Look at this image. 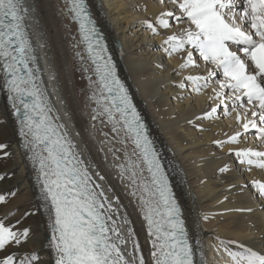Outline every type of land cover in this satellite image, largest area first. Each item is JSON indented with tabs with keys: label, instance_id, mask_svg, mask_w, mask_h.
I'll list each match as a JSON object with an SVG mask.
<instances>
[{
	"label": "snow or ice",
	"instance_id": "1",
	"mask_svg": "<svg viewBox=\"0 0 264 264\" xmlns=\"http://www.w3.org/2000/svg\"><path fill=\"white\" fill-rule=\"evenodd\" d=\"M170 2L173 9L162 11L155 23L169 29V21L175 20L187 23L188 27L179 34L168 35L161 45L163 51L169 57L185 54L180 70L199 68L201 58L211 65L206 75L188 74L176 82L181 90L191 85V92L196 94L211 88L208 110L187 123L204 131V121L217 119L221 112L225 116L235 112L242 131L213 143L223 148L237 144L242 137L255 135L264 145V0ZM64 3L66 14L79 24L81 40L74 47L84 44L87 60L91 61V65L84 63L85 56L77 50L75 56L82 62L80 70L95 76L87 77L91 89L88 101L95 105L91 107V121L101 125L98 131L103 139L99 151L105 153V161L111 156L109 167L124 186L130 203L142 215L147 232L145 243L150 248L145 255L119 195L111 186L105 187L106 176L100 166L85 158L87 144L82 142L81 148L73 140L50 99L38 56V49L47 45L40 43L34 47L27 23L38 13L35 0H0L2 86L12 102L20 146L36 173L50 230L43 247L50 250L51 264H208L199 231L193 232L189 227L147 127L118 77L116 65L107 56L88 4L85 0ZM160 3L167 7L169 0ZM144 23L159 34L153 22ZM49 79H56L54 72ZM65 116L71 119L69 112ZM91 127L96 129V124ZM6 148V144H0V151ZM229 152H234L239 164L248 169H264V151L245 147L230 148ZM3 154L8 155L6 151ZM219 171L229 172L230 166L225 164ZM252 184L264 200V183ZM236 187L243 191L247 185L230 186ZM10 195L14 197L16 193ZM0 203H6L5 195L0 194ZM33 214L23 213L14 223L9 219L11 212L0 217V264H46L38 250L20 257L12 251L33 238L31 226L22 225L24 216ZM202 218L207 220L208 216ZM196 228L199 229L198 223ZM218 247L223 248L231 264H264V253L242 242L219 239Z\"/></svg>",
	"mask_w": 264,
	"mask_h": 264
},
{
	"label": "bare ground",
	"instance_id": "2",
	"mask_svg": "<svg viewBox=\"0 0 264 264\" xmlns=\"http://www.w3.org/2000/svg\"><path fill=\"white\" fill-rule=\"evenodd\" d=\"M35 3L38 13L35 17H30L27 23L34 47L40 43L47 45L46 48L38 49V56L42 79L50 99L62 122L68 126L73 140L81 148L82 142L87 144L85 158H91L100 166L106 176L105 187L111 186L119 195L133 222L132 227L138 234L143 252L147 255L150 245L145 243L147 232L142 215L130 203L124 186L109 167L112 163L111 156L105 161V153L99 151L103 137L98 131L100 123L90 119L91 107L95 105H90L88 101V75L80 70L81 61L73 52L72 41L77 37L75 23L66 14L67 10L63 9L65 3L61 0H35ZM86 3L102 29L116 67L169 168L173 189L189 227L193 232L199 231L208 264H213V260L216 262V258L218 264H231L223 248L218 247L219 239L236 240L264 253V200L258 197L252 184L253 181L264 183V169L255 166L248 169L239 164L234 152H229L230 148L245 147L264 151V145L259 140H254L256 146H253L250 144L251 140L247 141L245 137L237 144H229L223 148L213 143L217 139L226 140L227 136L238 130L242 131L235 120V112L225 120L218 117L204 121V131L187 123L189 119L208 110L210 101L207 95L211 88L197 96L191 90L179 89L176 82L188 74L206 75L211 65H206L199 59V68L180 70L179 65L183 63L185 54L181 52L174 53L171 57L163 56L161 47L168 35L179 34L181 29L188 27L187 24L177 22L175 28L171 26L163 29L155 23L162 11L171 10L173 5L170 2L167 4L170 8L159 6L152 0H86ZM131 7L143 10L144 16L137 15ZM36 20L39 21L38 24ZM133 20L144 27H139L143 31L135 36L126 33L128 23ZM145 21L153 22L159 34L151 31L147 35L151 29H145ZM141 34L143 39L139 38ZM77 49H80V45ZM195 55L198 57V53ZM53 72L56 79L50 80L49 75ZM2 80L3 73L0 70V81ZM212 83L215 86V81ZM178 95L184 98L177 99ZM11 105L12 102L5 98L0 84V144L7 145L6 149L0 151V194L6 197V203H0V217L11 212L9 219L14 223L21 214L34 213L22 219L23 226H31L33 238L22 248L14 247L12 251L20 257L38 250L40 258L46 264H51L50 250L43 247L50 237L48 218L40 199L35 170L31 162L26 160L25 150L20 146L19 126L16 117L12 115ZM65 112L71 114L70 120ZM93 123L96 124V129L91 127ZM104 130L108 131L107 128ZM76 133L80 135L77 136ZM4 151L8 153L7 156L3 154ZM225 164L230 166V171L221 173L219 168ZM233 184L247 187L243 191L239 187L230 188ZM13 192L16 193L14 197L10 195ZM248 208L253 211H236ZM203 215H207L208 219L204 220ZM199 222L201 227L199 225L197 229ZM213 248L215 254L224 255L227 260H219L218 257L210 259Z\"/></svg>",
	"mask_w": 264,
	"mask_h": 264
},
{
	"label": "rangeland",
	"instance_id": "3",
	"mask_svg": "<svg viewBox=\"0 0 264 264\" xmlns=\"http://www.w3.org/2000/svg\"><path fill=\"white\" fill-rule=\"evenodd\" d=\"M153 2H156V4H159V6H161L162 4L160 3V0H152ZM169 2H170V0H169ZM171 3V2H170ZM170 3H168V4H170ZM172 5V4H171ZM171 6H169V7H167V8H170ZM131 9H132V11L133 12H135L137 15H140V17H143L144 16V13H143V10H140L138 7H136V8H134V7H131ZM171 10L173 9V7L172 8H170ZM167 10H169V9H167ZM139 11H141V13L139 12ZM176 15H179V12H176ZM170 22V25L172 26L171 28H175V26H176V24H177V21H175V20H170L169 21ZM179 23V22H178ZM187 24V23H186ZM178 25V24H177ZM188 26V25H187ZM139 27H141L140 25H138V21L137 20H133V21H131V23H128V26L126 27L127 28V31H126V33H130L129 35H131V36H135V35H137V34H140L143 30L142 29H138ZM143 27V26H142ZM141 27V28H142ZM143 29H144V27H143ZM146 30L148 29V28H145ZM135 32V33H134ZM137 32V33H136ZM152 32H151V30L149 31V33L147 34V35H150ZM140 39H143L144 38V36L141 34V36L139 37ZM157 48H159V47H157ZM162 52H163V56H165V55H167L164 51H163V49H162ZM200 67V66H199ZM219 79H221L222 78V76H219L218 77ZM188 90H191V88L189 89L188 88ZM195 95H201V94H195ZM211 102V101H210ZM209 102V104H211ZM208 104V105H209ZM241 110H243V109H238V111H241ZM226 117H229V115L228 116H225L222 112L219 114V118L220 119H222V120H225L224 118H226ZM250 136H252L251 137V139H250ZM246 139L245 140H247V141H250V144H252L253 146H256V143H255V141L256 140H258L257 139V137L255 136V135H247L246 137H245ZM255 140V141H254ZM253 192V191H252ZM255 193V192H254ZM199 225H200V227H201V223L199 222ZM211 247V246H210ZM212 248V247H211ZM208 249H209V247H208ZM215 250H214V248L213 249H211V253H210V259H213V257H218V259L220 260V258L222 259V260H227V258L224 256V255H220L219 256V254H215ZM222 256V257H221ZM218 262V260H217V258H216V262L213 260V264H218L217 263Z\"/></svg>",
	"mask_w": 264,
	"mask_h": 264
}]
</instances>
